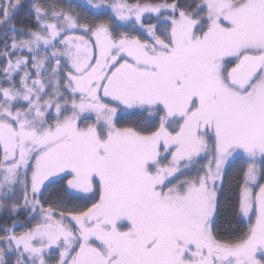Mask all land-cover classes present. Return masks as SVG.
Instances as JSON below:
<instances>
[{"label": "snow or ice", "instance_id": "obj_1", "mask_svg": "<svg viewBox=\"0 0 264 264\" xmlns=\"http://www.w3.org/2000/svg\"><path fill=\"white\" fill-rule=\"evenodd\" d=\"M0 264H264V0H0Z\"/></svg>", "mask_w": 264, "mask_h": 264}]
</instances>
